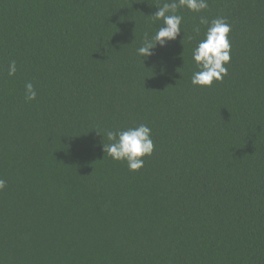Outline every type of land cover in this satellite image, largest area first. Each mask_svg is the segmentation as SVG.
<instances>
[{
	"label": "trees",
	"instance_id": "16d2710c",
	"mask_svg": "<svg viewBox=\"0 0 264 264\" xmlns=\"http://www.w3.org/2000/svg\"><path fill=\"white\" fill-rule=\"evenodd\" d=\"M165 2L0 0V264H264V0L180 8L141 58ZM201 17L231 26L210 87ZM140 124L154 151L130 171L105 132Z\"/></svg>",
	"mask_w": 264,
	"mask_h": 264
},
{
	"label": "clouds",
	"instance_id": "9594fccd",
	"mask_svg": "<svg viewBox=\"0 0 264 264\" xmlns=\"http://www.w3.org/2000/svg\"><path fill=\"white\" fill-rule=\"evenodd\" d=\"M187 8L192 12H201L208 7V0H169L152 14L156 20H162L163 26L149 37L147 34L140 47L137 48V55L147 59L154 55V49L159 46L166 47L170 41L176 40L181 33L183 17L176 14L178 9ZM200 24L206 25L204 39L200 40L192 50V59L196 63L198 71L191 77L194 86L210 87L214 80L221 81L227 74L225 65L230 62L231 46L228 39L231 31L230 24L223 17H218L209 23L201 17ZM197 34L200 27L193 29ZM17 71L16 62L11 61L8 74L14 75ZM37 92L31 82L25 84V99L34 100ZM105 135L110 141L103 144L104 152L116 161H126L130 171H138L144 165L143 157L150 156L154 151V143L151 138V129L140 124L125 130H106ZM6 187V181L0 179V191Z\"/></svg>",
	"mask_w": 264,
	"mask_h": 264
}]
</instances>
